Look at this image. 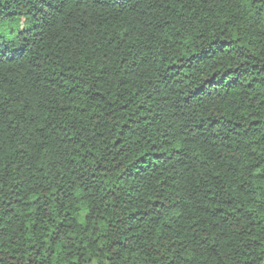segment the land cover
Masks as SVG:
<instances>
[{"label":"trees","instance_id":"1","mask_svg":"<svg viewBox=\"0 0 264 264\" xmlns=\"http://www.w3.org/2000/svg\"><path fill=\"white\" fill-rule=\"evenodd\" d=\"M264 0H0V264H263Z\"/></svg>","mask_w":264,"mask_h":264},{"label":"water","instance_id":"2","mask_svg":"<svg viewBox=\"0 0 264 264\" xmlns=\"http://www.w3.org/2000/svg\"><path fill=\"white\" fill-rule=\"evenodd\" d=\"M263 264H264V262H263Z\"/></svg>","mask_w":264,"mask_h":264}]
</instances>
